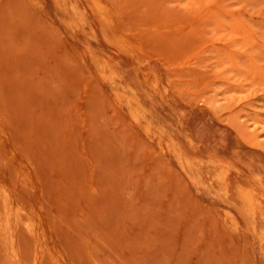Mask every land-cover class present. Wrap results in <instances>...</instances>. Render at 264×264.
<instances>
[{"label":"rangeland","instance_id":"obj_1","mask_svg":"<svg viewBox=\"0 0 264 264\" xmlns=\"http://www.w3.org/2000/svg\"><path fill=\"white\" fill-rule=\"evenodd\" d=\"M103 1L111 19L95 0H0V186L39 212L41 264H264L237 195H264V0Z\"/></svg>","mask_w":264,"mask_h":264},{"label":"bare ground","instance_id":"obj_2","mask_svg":"<svg viewBox=\"0 0 264 264\" xmlns=\"http://www.w3.org/2000/svg\"><path fill=\"white\" fill-rule=\"evenodd\" d=\"M95 1L97 2V11L104 16L106 14L110 15L108 18L111 19L112 10L109 4L103 0ZM135 101L136 111H141L142 108H144L143 104L137 99ZM135 116L137 117V115ZM231 174L232 168L229 165H225L220 170L221 181L227 194H230L232 190ZM237 191L242 210L248 214L261 216L264 221V195L257 188L249 186L240 185ZM25 211L26 213H24ZM25 215L31 219L30 223H23ZM0 216V235L6 237V241L3 242V245L8 251V257L14 261V264H29L23 260L21 251L16 244L17 226L25 224L26 230L35 237L37 241L33 264H41L46 248L43 247L44 243L41 241L43 240L42 238H44V234L42 233V220L39 216V212L28 213L22 201H20L8 184L0 186ZM225 221L233 229H239L241 226V218L238 212L232 209L226 210ZM55 262L57 264H69L65 253L60 254L57 259H55Z\"/></svg>","mask_w":264,"mask_h":264}]
</instances>
